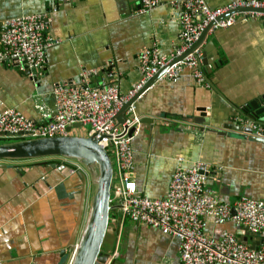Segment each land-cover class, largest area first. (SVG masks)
Wrapping results in <instances>:
<instances>
[{
	"label": "crops",
	"instance_id": "obj_1",
	"mask_svg": "<svg viewBox=\"0 0 264 264\" xmlns=\"http://www.w3.org/2000/svg\"><path fill=\"white\" fill-rule=\"evenodd\" d=\"M176 1L160 0L159 7L139 13L140 0H0V22L46 13L52 38L38 82L0 65V104L38 122L36 105L54 111L53 86L78 84L82 70L96 72L90 78L94 86L110 83L111 71L125 94L140 79L143 50L156 47L169 56L178 46L182 8L172 5ZM232 1L205 0L210 8ZM202 49L210 84H197L185 70L176 82L155 83L136 104L137 192L164 198L178 166L203 162L220 169L209 180L220 201H264V135L255 133L264 130V24L237 21L207 36ZM87 128H71L70 135L87 137ZM1 165L6 167H0V264H70L93 189L89 180L83 183L80 167L61 158ZM111 206L112 232L102 246L106 264H180L178 240ZM224 232L240 239L250 235L232 222L219 226L205 220L207 236L220 238ZM257 242L264 243V233L247 243Z\"/></svg>",
	"mask_w": 264,
	"mask_h": 264
},
{
	"label": "built area",
	"instance_id": "obj_2",
	"mask_svg": "<svg viewBox=\"0 0 264 264\" xmlns=\"http://www.w3.org/2000/svg\"><path fill=\"white\" fill-rule=\"evenodd\" d=\"M160 5V0H140L139 13H147ZM172 5L182 8L178 46L169 56L161 55L156 47L143 50L138 57L140 79L125 94L120 92L111 71L107 74L110 83L94 86L90 78L96 72L82 70L78 84L53 86L54 111L36 105L38 122L15 108L0 104V132L48 138L67 136L68 129L75 125L88 127L87 137L107 152L113 164L110 204H116L121 215L132 222L155 228L178 240L180 264H264V243L260 242L254 250L251 244L232 233L224 232L220 238L205 233L206 219L219 226L232 222L250 235L264 233V201L246 197L231 203L219 200L209 180H215V171L220 169L213 170L203 162H195L187 168L178 166L166 196L155 199L140 195L132 178L134 151L129 132L134 130V135L139 124L137 102L155 83L176 82L185 70L191 72L197 84L207 85L201 62L203 43L194 48L204 32L206 39L237 21L256 19L264 24V0H233L218 8H210L205 0H180ZM238 9L250 11L235 12ZM49 26L50 18L46 13L1 21L0 65L13 66L25 72L31 82H38L52 44ZM159 73L157 81L148 85ZM128 103L124 122L119 125L117 115ZM255 133L262 137L264 130L257 128Z\"/></svg>",
	"mask_w": 264,
	"mask_h": 264
},
{
	"label": "water",
	"instance_id": "obj_3",
	"mask_svg": "<svg viewBox=\"0 0 264 264\" xmlns=\"http://www.w3.org/2000/svg\"><path fill=\"white\" fill-rule=\"evenodd\" d=\"M244 11L250 10L238 9L235 12ZM205 36L206 32L202 34L194 48L201 46L205 40ZM202 65L205 66L204 60H202ZM210 73L208 71V74ZM160 75L161 73L148 85L155 83ZM206 80L210 84V80L207 77ZM216 92L218 91L216 90ZM130 103L124 105L117 115L116 120L119 125L123 124L124 113ZM242 113L247 114V109L243 108ZM255 114L259 115L260 113L256 111ZM81 127V125L74 126V128ZM70 130L71 128L68 129L67 136L48 138H26L25 135L27 134L0 132V162L47 160L53 158L75 162L82 170V173H79L82 176L83 183L85 184L86 180H89L93 189L82 233L70 264H106L109 255L103 252L102 246L105 237L112 232V228L110 227L112 211L110 197L114 171L113 164L107 152L91 137L72 136L70 135ZM133 132L134 130L129 132L130 137H133ZM39 164L46 165L43 162ZM0 167L6 166L1 165ZM252 236L259 235L245 236L241 238V241L247 243ZM259 245L260 242L252 243L251 248L257 250Z\"/></svg>",
	"mask_w": 264,
	"mask_h": 264
},
{
	"label": "rangeland",
	"instance_id": "obj_4",
	"mask_svg": "<svg viewBox=\"0 0 264 264\" xmlns=\"http://www.w3.org/2000/svg\"><path fill=\"white\" fill-rule=\"evenodd\" d=\"M87 129H89V128H87Z\"/></svg>",
	"mask_w": 264,
	"mask_h": 264
}]
</instances>
